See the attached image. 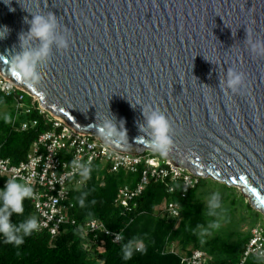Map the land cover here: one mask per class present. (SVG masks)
Returning <instances> with one entry per match:
<instances>
[{
	"label": "water",
	"instance_id": "1",
	"mask_svg": "<svg viewBox=\"0 0 264 264\" xmlns=\"http://www.w3.org/2000/svg\"><path fill=\"white\" fill-rule=\"evenodd\" d=\"M49 13L69 46L54 48L30 85L14 69L18 37L25 19ZM3 26L0 70L39 107L136 155L153 152L142 110H159L173 140L163 157L239 188L264 216V54L248 43L264 41V0H0ZM229 69L244 75L236 92Z\"/></svg>",
	"mask_w": 264,
	"mask_h": 264
},
{
	"label": "trees",
	"instance_id": "2",
	"mask_svg": "<svg viewBox=\"0 0 264 264\" xmlns=\"http://www.w3.org/2000/svg\"><path fill=\"white\" fill-rule=\"evenodd\" d=\"M18 94L22 96V103L29 108V112L20 116L13 110ZM26 97L29 98L28 102L25 101ZM2 106H7L9 111L0 118V157L16 164L25 159L32 142L41 133L50 130L51 125L39 114L37 105H31L30 96L26 93L15 91L5 95L0 92ZM31 121L36 124L19 130L20 123ZM150 154L154 157L158 155ZM89 169L88 175L82 176V185L71 191L73 206L69 215L79 224L93 218L101 220L109 230L123 237L120 242L113 243L110 238L102 237L87 248L90 236H83L69 225L63 227L53 239L47 232L33 231L23 237L20 245L0 236V264H178L179 255L188 254L194 249L208 254V264L238 261L250 232L232 242L218 236L207 238L203 232L214 216L207 215V203L195 198V191L204 179L201 178L184 197L177 182L172 183L170 193L165 183L151 182L134 200V207L125 211L113 203L117 188L124 184L132 185L137 181L138 173H109L107 166L101 169L98 162ZM164 199L178 204V219H171L156 210ZM23 206V214L11 215L12 223L19 224L34 217L29 198L23 201ZM130 241L133 242V252L126 259L122 249ZM171 244L175 245L176 253L169 252ZM245 264H258V259L251 256Z\"/></svg>",
	"mask_w": 264,
	"mask_h": 264
},
{
	"label": "built area",
	"instance_id": "3",
	"mask_svg": "<svg viewBox=\"0 0 264 264\" xmlns=\"http://www.w3.org/2000/svg\"><path fill=\"white\" fill-rule=\"evenodd\" d=\"M15 91L25 93L0 70V92L9 95ZM23 105L22 96L18 94L14 107L21 109ZM25 109L29 112V108ZM37 111L51 125V129L41 133L32 142L29 152L21 162L13 164L9 159L0 157V188H3L8 180H16L33 189L29 200L34 217L38 221V228L34 230L36 233L47 232L53 239L63 227L69 225L83 236H90V239H87V248L102 237L110 238L113 243L120 242L121 239L117 237L121 235L109 230L101 220L93 218L79 224L69 215L73 206L70 201L71 191L83 183L81 169L75 167L76 164L89 168L93 163L102 161L109 173H138V179L132 185L124 184L117 188L113 203L125 211L134 207V200L151 182L165 183L169 193L173 190L172 183L177 182L181 186V196L184 197L201 179L184 168L174 166L166 158L159 161L149 151L141 155L117 151L96 135L76 131L39 105ZM15 112L18 113V110ZM35 124V121L22 122L19 130H26ZM156 210L162 211L171 219L180 217L178 204L166 199L162 200ZM169 252H177L174 244L170 245ZM251 256L258 259V264H264L262 227L251 229L250 237L238 261L226 264H245ZM178 259V264H208L210 261L208 254L200 249L181 254Z\"/></svg>",
	"mask_w": 264,
	"mask_h": 264
},
{
	"label": "clouds",
	"instance_id": "4",
	"mask_svg": "<svg viewBox=\"0 0 264 264\" xmlns=\"http://www.w3.org/2000/svg\"><path fill=\"white\" fill-rule=\"evenodd\" d=\"M2 2L5 4V0H2ZM31 16V20L25 19V23L29 25L27 33H22L18 37L21 51L16 54L14 69L30 85H35L41 79L38 67L49 60L54 48L57 51L67 49L69 41L68 37L59 31V24L55 14ZM0 30L3 32V34H0V39H4L9 29L7 26H3L0 27ZM34 40L39 42L38 47L25 48L26 44L30 45ZM248 43L252 52L264 54V41L249 40ZM243 83V73L233 69L228 70L226 79L228 89L236 92L243 86ZM142 115L145 123L139 126V131L147 137L148 144L153 152L162 156L167 155L173 145L169 120L162 112L156 109L142 110ZM109 127H111V122H109ZM75 167L81 169V174L84 176H87L90 171L87 166L82 164H76ZM32 194L33 189L31 187L18 183L16 180H8L5 186L0 188V236H3L6 241L20 245L23 243L24 236L30 235L38 228V221L34 217H30L19 224L11 222L13 213L23 214V201ZM220 207V193H213L207 201V215H218L217 210ZM218 226V224L210 225V227ZM122 238V236L117 237V239ZM132 243L130 241L122 249L126 259L132 255Z\"/></svg>",
	"mask_w": 264,
	"mask_h": 264
},
{
	"label": "rangeland",
	"instance_id": "5",
	"mask_svg": "<svg viewBox=\"0 0 264 264\" xmlns=\"http://www.w3.org/2000/svg\"><path fill=\"white\" fill-rule=\"evenodd\" d=\"M27 96L29 95L27 94ZM30 99L32 106H38L36 98L30 97ZM28 100L29 98L26 97L25 101L28 102ZM25 107H27V105H23L21 109H17V107H14L13 105V110H18L17 115L20 116L26 113ZM8 111L9 108L7 106L0 107V118L7 114ZM151 153L158 154L155 157L158 158L159 161L165 159L159 153ZM98 163L101 169L105 167L104 162L101 161ZM202 179L204 180L201 181V184L195 191V198L207 203L209 197L213 193L219 192L221 204V207L217 210L218 215L209 220V224L203 232L206 234L207 238L218 236L228 242H232L235 241L236 238L246 235L256 226L264 229V216L251 207L248 198L242 196L239 188L231 187L228 189L222 183H219L212 178ZM214 224H218L219 226L210 227V225Z\"/></svg>",
	"mask_w": 264,
	"mask_h": 264
},
{
	"label": "bare ground",
	"instance_id": "6",
	"mask_svg": "<svg viewBox=\"0 0 264 264\" xmlns=\"http://www.w3.org/2000/svg\"><path fill=\"white\" fill-rule=\"evenodd\" d=\"M34 98H36V97H34ZM36 99H37V98H36ZM60 120L64 121L63 119H60Z\"/></svg>",
	"mask_w": 264,
	"mask_h": 264
}]
</instances>
